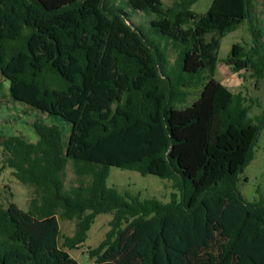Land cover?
<instances>
[{"label": "trees", "instance_id": "16d2710c", "mask_svg": "<svg viewBox=\"0 0 264 264\" xmlns=\"http://www.w3.org/2000/svg\"><path fill=\"white\" fill-rule=\"evenodd\" d=\"M197 1L0 0L12 97L72 124L67 146L39 119L36 142L0 137V174L33 187L27 210L0 200V264H80L66 248L105 212L114 216L88 249L92 264H264V198L238 188L264 110L254 120L245 93L215 77L222 38L247 20L252 45L235 42L225 61L264 78V27L252 0H213L203 14ZM131 10L149 14L147 29ZM70 160L78 183L67 187ZM112 166L171 180V200L108 186ZM59 216L76 220L72 235Z\"/></svg>", "mask_w": 264, "mask_h": 264}, {"label": "rangeland", "instance_id": "374dc122", "mask_svg": "<svg viewBox=\"0 0 264 264\" xmlns=\"http://www.w3.org/2000/svg\"><path fill=\"white\" fill-rule=\"evenodd\" d=\"M119 1V0H117ZM166 6L172 4L173 0H163ZM213 0H198L192 5V9L199 13H205L211 6ZM254 15L260 20L264 27V0H252ZM143 13V14H142ZM132 20L142 25L145 29L149 14L140 11L136 13L129 11ZM149 22V21H148ZM210 39V35H208ZM235 42H241L249 48L252 45V36L249 30V22L245 20L237 29L228 32L221 40L219 49V61L215 77L228 86L233 92L243 91L248 98L246 105L250 106V116L257 121L264 110V78L257 79L251 72L242 70L235 72L226 63ZM176 50L169 46L170 63L176 59ZM202 86L191 88V94L185 104H191L200 96ZM42 120L47 124L60 126L64 133L63 144L67 146L72 130V124L59 115L32 108L28 104L16 100L11 95V82L0 73V137H11L14 135H25L28 140L32 134L37 135L34 122ZM1 157V156H0ZM65 183L70 187L78 183L72 161L70 160L65 169ZM107 185L116 187L119 192H130L133 195H140L141 198L156 197L164 202L171 200V194L175 191L171 180L154 174L143 175L139 171L123 169L112 166ZM238 188L247 201L254 202L264 198V126H261L257 143L254 147V158L240 174ZM33 196V187L22 183L13 175L11 168H6L0 174V200L7 204L9 201L16 202L22 209L29 208V201ZM112 212L100 213L96 216L88 237L79 248H66V250L80 264H92L94 259L88 252L90 247L98 246L105 238L110 229V222L113 219ZM62 235H72L75 231L76 220L65 219L59 216ZM63 238L61 237V242Z\"/></svg>", "mask_w": 264, "mask_h": 264}, {"label": "crops", "instance_id": "0c3cea01", "mask_svg": "<svg viewBox=\"0 0 264 264\" xmlns=\"http://www.w3.org/2000/svg\"><path fill=\"white\" fill-rule=\"evenodd\" d=\"M23 135V134H22ZM23 136H25V135H23ZM63 137H64V133H63ZM25 138H26V136H25ZM27 139V138H26ZM38 139H39V135L37 134V135H35V134H32V137H31V139L30 140H28V141H31V142H36V141H38Z\"/></svg>", "mask_w": 264, "mask_h": 264}]
</instances>
